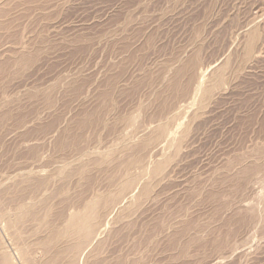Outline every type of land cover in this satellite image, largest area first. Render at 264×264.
I'll use <instances>...</instances> for the list:
<instances>
[{
    "label": "rangeland",
    "instance_id": "1",
    "mask_svg": "<svg viewBox=\"0 0 264 264\" xmlns=\"http://www.w3.org/2000/svg\"><path fill=\"white\" fill-rule=\"evenodd\" d=\"M0 264H264V0H0Z\"/></svg>",
    "mask_w": 264,
    "mask_h": 264
},
{
    "label": "bare ground",
    "instance_id": "2",
    "mask_svg": "<svg viewBox=\"0 0 264 264\" xmlns=\"http://www.w3.org/2000/svg\"><path fill=\"white\" fill-rule=\"evenodd\" d=\"M257 30V29H256ZM256 39V31L253 30L251 32V34L249 35V48L252 49L253 47V43ZM155 137V136H154ZM158 137V136H157ZM148 168V167H147ZM6 215V214H5ZM21 215V214H20ZM17 219V218H16ZM85 222V220H82V218L80 216H75L71 222H70V226H72L75 229H81L83 227V223ZM76 234V233H75ZM61 235V234H60ZM80 244V243H79ZM62 251V250H61ZM60 253V252H59ZM73 261V260H72ZM59 263V262H58Z\"/></svg>",
    "mask_w": 264,
    "mask_h": 264
}]
</instances>
